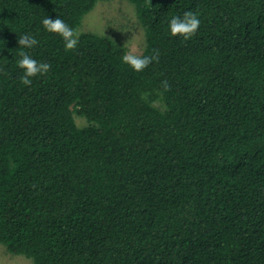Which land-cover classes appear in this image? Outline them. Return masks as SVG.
Masks as SVG:
<instances>
[{"label": "trees", "instance_id": "1", "mask_svg": "<svg viewBox=\"0 0 264 264\" xmlns=\"http://www.w3.org/2000/svg\"><path fill=\"white\" fill-rule=\"evenodd\" d=\"M101 1L0 0V245L33 264H264V0H125L159 53L139 73L79 32ZM188 11L197 33L172 37ZM22 51L51 66L29 86Z\"/></svg>", "mask_w": 264, "mask_h": 264}, {"label": "clouds", "instance_id": "2", "mask_svg": "<svg viewBox=\"0 0 264 264\" xmlns=\"http://www.w3.org/2000/svg\"><path fill=\"white\" fill-rule=\"evenodd\" d=\"M200 23L197 14L191 11L184 13L183 17L173 16L168 23L169 34L172 37H182L184 40H189L197 33ZM42 25L48 33L58 35L62 38L66 51H73L77 48L79 43L78 31L66 24L61 18L56 17L52 19L45 17L42 20ZM18 44L21 49H31L38 44V41L30 34H23L18 38ZM127 46L126 44L125 47ZM20 57L17 66L23 71L21 83L25 86L31 85L32 78L46 75L50 70V64L38 62L26 51L20 52ZM121 61L133 71L139 73L154 61L158 62L159 53L157 50H154V55L144 56L140 54L137 46L133 45L122 55ZM163 85L166 88L167 82H163Z\"/></svg>", "mask_w": 264, "mask_h": 264}, {"label": "rangeland", "instance_id": "3", "mask_svg": "<svg viewBox=\"0 0 264 264\" xmlns=\"http://www.w3.org/2000/svg\"><path fill=\"white\" fill-rule=\"evenodd\" d=\"M79 32L108 36L124 45L127 44V51L135 45L141 54L145 48V34L137 19L135 8L125 0L97 3L84 17ZM75 119L79 127L86 124L82 118L75 117ZM0 264H33V262L23 256L7 253L0 245Z\"/></svg>", "mask_w": 264, "mask_h": 264}]
</instances>
